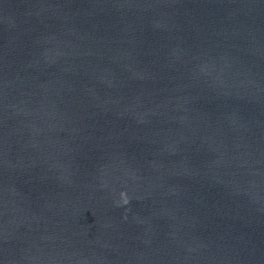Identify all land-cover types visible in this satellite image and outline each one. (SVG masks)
Wrapping results in <instances>:
<instances>
[{
    "label": "water",
    "instance_id": "obj_1",
    "mask_svg": "<svg viewBox=\"0 0 264 264\" xmlns=\"http://www.w3.org/2000/svg\"><path fill=\"white\" fill-rule=\"evenodd\" d=\"M0 264H264V0H0Z\"/></svg>",
    "mask_w": 264,
    "mask_h": 264
}]
</instances>
